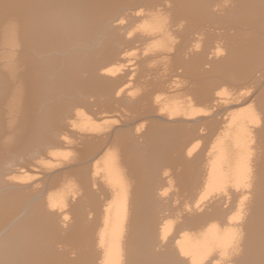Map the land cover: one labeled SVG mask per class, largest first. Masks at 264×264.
I'll return each mask as SVG.
<instances>
[{"label":"bare ground","instance_id":"bare-ground-1","mask_svg":"<svg viewBox=\"0 0 264 264\" xmlns=\"http://www.w3.org/2000/svg\"><path fill=\"white\" fill-rule=\"evenodd\" d=\"M1 216L0 264H264V0H0Z\"/></svg>","mask_w":264,"mask_h":264},{"label":"rangeland","instance_id":"rangeland-1","mask_svg":"<svg viewBox=\"0 0 264 264\" xmlns=\"http://www.w3.org/2000/svg\"><path fill=\"white\" fill-rule=\"evenodd\" d=\"M196 37H198V36H196ZM198 38H199V37H198ZM192 43H193V45L196 46V42H195V41H193ZM132 49H133V48H131V50L129 49L128 52H127V53H129V55H131V57H132V54H134V52H135V53H136V52L138 53V51H136L135 49H134V50H135V51H134V50H132ZM133 51H134V52H133ZM130 52H132V53L130 54ZM140 52H141V50L139 51V53H140ZM127 55H128V54H127ZM129 55H128L129 58L127 57V59H132V58L134 57V56H133V57L131 58ZM133 84H134V86H135V83H133ZM133 84H132V83L127 84L129 88L125 86L124 89H125V92H126V93L128 92L126 88H128V89L130 90V89H131L130 86L133 85ZM125 85H126V84H125ZM129 85H130V86H129ZM135 87H136V86H135ZM132 89H134V88H132ZM132 89H131V91L133 92ZM135 90H136V88L134 89V91H135ZM131 91H130V92H131ZM75 97H77V96H75V95L72 96V98L75 99L74 102H75V103L77 102L78 104L80 103V105H76L77 103H76V104H73V105L71 104V105L73 106V107L71 106V108H72V109H71V114H72V112H75V113H76V112H78V110H79L81 113H85V114H82V115H85L86 117H88L87 119L89 120V122H90V120H91V123H93L94 120L97 121V119H99L100 115H104V116H105L104 119H103L104 122H105V120H106L105 118L110 117L111 115H108V114H109V113L111 114L112 111H113L114 109H115V110H114V113H113V114H115V112L118 113L117 111H119L118 114H120V116L123 115V116L125 117V116H126V113H127V117H128V115H129V114H128V111L126 112L125 109H123V108H122L119 104H117L116 102H115V103L118 105V109L116 108L117 106H116L115 104H113V106H110V108H109L110 110H109V109H104V110H105V111H104L103 108H102V107H104V105H102L101 102H99V101L96 102V103H97V105H96L95 102H94L96 99H94V97L92 98L91 96H87V97H91V100H92V101L89 100V102L91 101L90 103L93 104V105H91V104L88 102V99H90V98L85 97V99H86L85 102L88 103V104L91 106V109H90V106H89L88 104H86V103L84 102V100L82 99V98H84V97L81 98V96H78L80 99L77 97V100H76ZM72 98H71V99H72ZM74 99H72V100H74ZM92 102H94V103H92ZM98 103H99L100 105H99ZM84 104H86V105H88V106H86V105H84ZM94 104H95V108L97 107V109L93 108V107H94ZM75 105H76L77 107L80 106L79 108H76L77 111H75V109H73V108L76 107ZM114 105H115V106H114ZM88 107H89V108H88ZM111 107H112L113 109H112ZM99 109H100V110H99ZM101 109H102V110H101ZM121 109H122V110H121ZM72 110H73V111H72ZM93 110H95V112L97 113V114H95V116H96V115L98 116V115H99V111H101V114L98 116V118H97V116L94 117V114H92ZM96 110H97V111H96ZM106 110H108L109 113H105V112H108V111H106ZM116 110H117V111H116ZM82 111H83V112H82ZM90 111H91V112H90ZM102 111H103L104 114H102ZM121 111H122L123 113H122ZM124 111H125L126 113H125ZM80 112H79V113H80ZM95 112H93V113H95ZM90 113H91L92 115H91ZM106 114H107L108 116H107ZM113 114H112V117H113V116H116V117L113 119V120H114V124H116L115 119H118L119 115H116V114L113 115ZM121 114H122V115H121ZM72 116H73V115H72ZM72 116H70V117L67 118V119H69V121H72V123H73L74 118H73ZM76 116H77V115L75 114V117H76ZM106 116H107V117H106ZM91 117H94V118H96V119L91 118ZM102 117H103V116H101L100 118H102ZM112 117H110V118H111V121H112ZM230 117L233 118V119H236V117H237V111H233V112L229 113V118H230ZM70 118H71V119H70ZM72 118H73V120H72ZM110 118L107 120L106 124L108 123V121L110 122ZM119 118H120V120H122V119H126V118H122V117H119ZM67 119H66V120H67ZM92 119H94V120H92ZM103 120L99 119V125H100V127H102V126L104 125ZM69 121H67V123H71V122H69ZM96 121H94V123H96ZM101 121H102V122H101ZM116 121H117L118 123H120L119 119L116 120ZM112 122H113V121H112ZM112 122H111V123H112ZM94 123H93V124H94ZM100 123H102L103 125L100 124ZM111 123H108V125L111 124ZM116 125H117V124H116ZM202 125H203V124H202ZM202 125L198 126V127L200 128V130H199V129H197V130L201 131L202 128L206 127V128L203 129V130H204L203 133H206L207 131H209V129L212 127L213 124H212V125H208V126H204V127L201 128ZM105 126H106V125H105ZM105 126H104V127H105ZM117 126H118V125H117ZM96 127L99 128V126H97V124H96ZM198 127H197V128H198ZM130 128H131V126H130ZM99 129H100V128H99ZM131 129H133V128H131ZM131 129H130V130H131ZM134 131H135L134 129L131 130V132H134ZM43 132H45V131H43ZM45 133H48V131H46ZM178 140H179V142H178ZM180 141H181L180 138L176 140V142H178V143H180ZM207 142H210V140H208ZM188 146H189V144H188ZM207 146H208V144H207ZM55 149H56V148H55ZM50 150H51V149H50ZM43 152H46V153H45V154L42 153L41 155H43V156L45 155L44 157H43V156H42V157H43V158H46V157H47L46 159H44V160H43V158L40 159L39 157H41V155H39V156H38L37 158H35L34 160H35V161L37 160V161H39V162H41L42 160H43L42 162L47 161V160H48V156H47L46 154H48V153H47L48 151H43ZM12 158H13L14 160L11 159V163L13 162L12 165H13V164H16V166L13 165V166H15V167H18V166H20V163H23V162H19V160H18V162H17V161H16V160H17L16 157H12ZM38 158H39V159H38ZM40 160H41V161H40ZM11 163L4 164V166H5V165H6V166H8V165H9V166H12ZM25 163H26V162H25ZM23 165H25V164H23ZM61 170H63V169H60L59 171H61ZM88 170H90V171H88ZM87 171L90 173L92 170H91L90 168H89V169L87 168ZM90 174H91V173H90ZM6 175H8V176H6ZM75 175H76V174H75ZM3 177H4V179H6L5 177H7V179L9 178V179L12 180V178L17 177V175H15V174H14V175H13V174H9V173L6 172V173H3ZM73 177L75 178V176H74L73 173H65V174H63V176L61 177V182L64 180L62 183L68 185L69 182H67V181H68L69 179L73 178ZM7 179H6V180H7ZM9 179H8V180H9ZM62 179H63V180H62ZM75 179H76V178H75ZM72 180H73V179H72ZM72 180L70 181V183H71V182H74V181H72ZM165 180H166V179H165ZM166 181H167V180H166ZM166 181H165V183L163 184L162 187H163V189L165 188L164 191L167 192L166 195L168 196V198H169L170 201H171L170 205L172 204V205H173V206L171 205L172 207L176 206L177 208H179V207H180V203H181V202H184V200L187 201L188 198H186L185 195L183 196V194H181V189H177L176 186H178V185L176 184L175 181H174V182H175L174 185H170V184H173L174 182L171 181V182H172V183H171V182H168V181L166 182ZM59 182H60V180L58 181L57 185L59 184ZM167 183H168V184H167ZM42 184H43V185H42ZM42 184H41V186L38 185V186H39L38 189L44 187V185H45L46 183H45V184L42 183ZM57 185H56V187H57ZM69 185H70V184H69ZM175 185H176V186H175ZM172 186H174V187H172ZM169 188H170V189H169ZM172 188H173V189H172ZM178 188H180V187L178 186ZM54 189L56 190L57 188H53V190H52V189H47L48 191L46 190V192H44L45 194L43 193L41 197L43 198V197H45L46 195H48V194H46V193H48V192L50 193V192H52V191H55ZM49 190H50V191H49ZM161 190H162V189H161ZM173 190H174V191H173ZM175 190H179V191H175ZM165 192H164V193H165ZM175 192H177V193L180 194V195L176 194ZM179 192H180V193H179ZM34 193H36V192H34ZM41 193H42V192H41ZM168 193H169L170 195H169ZM172 194H173V195H172ZM171 195H172V196H171ZM181 195H182V196H181ZM28 196H29V197H28ZM32 196L36 197V195H34V194L25 195L26 198L24 197L23 202H24L25 204H28V203L31 204L30 201H33ZM41 197H39V201H40L41 203H44V204H45V198H46V197L43 198V199H42ZM173 197H174V198H173ZM183 197L185 198L184 200H183ZM40 198H41V199H40ZM178 198H179V199H178ZM25 199H26V200H25ZM27 199H28V200H27ZM34 199H35V198H34ZM173 199H174V200H173ZM177 199H178V200H177ZM37 200H38V199H37ZM182 200H183V201H182ZM178 201H179V203H178ZM27 202H28V203H27ZM30 204H29V205H30ZM174 204H175V205H174ZM185 204H186V203H185ZM185 204H184V203L181 204V205H183V206H181L180 208H184ZM176 207H174V208H176ZM13 209H14V208H13ZM13 209H12V212H14ZM177 212H178V211H177ZM174 213H175V211L172 212L173 215L170 214V216H171V215L173 216L172 218H171L170 216L167 217L168 219L166 218L167 221H169V220H170V221H172V220L174 221V220H175V219H174V218H175ZM178 213H179V212H178ZM180 213H181V211H180ZM175 215H176V213H175ZM169 218H170V219H169ZM2 219H3V220H2ZM8 219H10V218H7V219L5 218V219H4V217L2 218V216H1V217H0V221H1V220H2V221L0 222V224H1L2 222L4 223L5 221H8ZM3 223H2V224H3ZM2 224H1V225H2Z\"/></svg>","mask_w":264,"mask_h":264}]
</instances>
